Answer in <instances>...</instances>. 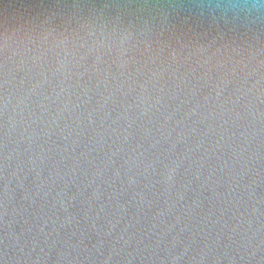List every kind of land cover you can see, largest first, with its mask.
<instances>
[{
	"label": "clouds",
	"instance_id": "obj_1",
	"mask_svg": "<svg viewBox=\"0 0 264 264\" xmlns=\"http://www.w3.org/2000/svg\"><path fill=\"white\" fill-rule=\"evenodd\" d=\"M0 29V53L4 54L0 61V225L3 227L0 264H140L136 251L131 247L132 238L126 233L140 223L142 208L137 210V214L128 215V204L118 203L117 218L113 220L106 217L103 224H98L100 213L104 211L103 204L95 217L85 213L81 218L70 211L76 194H70L69 185L63 184L58 189L52 187L63 176L71 174L73 178L76 177L80 157H74L72 167L62 175L55 166L48 167L51 146L37 145V141L42 138L47 141L52 137L53 129L59 127L64 113H70L71 101H60L61 96L67 94V88L62 83L59 91L53 89L52 94L43 95L38 103L33 101V96L43 82L17 92L15 77L8 69L7 55L11 48L10 41L14 38L18 37L19 44L29 50L28 45L34 40L47 42L51 37L64 53L58 60L61 67L71 54L68 48L70 44L86 49L81 59L88 53H95L94 63H98L105 53L115 51L118 58L123 57L140 44L148 49L153 41L164 37L178 40L181 35L192 34L209 38L207 44L197 47V53H205L211 44L220 42L215 51L205 56L199 65H208L216 57L213 67L222 71L214 75L212 68H207L202 77H197L203 80L200 87L193 85L183 97L174 93L172 99L177 103L171 112L161 113L162 122L156 129L159 135L156 136L151 128L144 127L141 139L151 136V142L147 148L137 142L131 150L133 155L123 158L120 164L123 167L131 160L136 165L142 164L145 174L151 170L158 175L156 184L162 186L160 195L164 197L165 204H169L173 188L176 201H185L186 194L192 191L191 179L178 181L191 152L203 149L201 166L203 160L215 157L219 162V170L223 171L231 168L233 161L249 151L252 141L264 133V127L258 126L264 121V109L261 108L264 104V87H260L264 82V74L258 79H250L264 68V59H257L264 56V0H0ZM171 55L175 58V51ZM252 60H256V66L245 71ZM126 63V60L120 61V66ZM194 71L189 69L190 73ZM184 80L182 76L180 82ZM139 87L137 95L119 105L108 127L102 132H94L99 140L94 139L90 143H102L108 129L116 133L112 124L122 119L127 123L117 136L122 135L123 142L135 141L133 124L149 117L154 108L159 111L158 106L163 102L162 96L149 99L147 84H140ZM123 95L127 96L128 93ZM113 96L111 91L107 96L100 95L96 101L99 107H92L87 112L89 125L94 124L93 116L97 111L108 109ZM84 103L88 104V101ZM53 105H56L54 111ZM79 106L72 107L75 109ZM111 111L109 109L106 115ZM177 114L179 118L170 124L169 121ZM189 121L191 123H187ZM81 122L77 117V127ZM147 123L151 124V119ZM200 125L204 127L201 129ZM64 128L69 129L63 136L64 140H68L76 128L69 124H65ZM189 135L196 139L195 148L185 143ZM206 139L208 147H205ZM71 144L75 152L77 141L72 140ZM181 145L183 148L178 152L177 148ZM35 147H38V151L34 150ZM84 147L87 153L81 152L80 156L87 158L92 149L87 145ZM122 150L117 145L106 153L104 167H97L93 176L101 175L109 164H114L113 158ZM62 151L67 152L68 149ZM150 151L155 152L154 158L145 159L146 153ZM226 152H230L231 156H226ZM214 171L216 169H211L210 173ZM187 173L188 169L184 168L183 174L187 176ZM119 174L117 168L115 175ZM138 175H129L127 183L137 184ZM196 175L199 178V173ZM91 183L90 180L87 186ZM46 185L49 186L47 190ZM77 191H80L78 186ZM137 195L140 205H143L144 194ZM36 197L49 203L52 208L59 205L64 215L62 219L59 216L52 219L46 214L39 215L34 233L33 226L28 225L27 221L25 226H21L17 218L22 212L29 213L30 208L37 203ZM88 200H101L98 187L92 190ZM176 201H171L172 207L176 206ZM25 204L28 207H24ZM202 206L203 200L199 195L184 205L185 208L193 209ZM246 214L258 217L260 209L253 207L250 213L238 209V215L233 217L237 226L244 222ZM126 216L124 226L117 231V226ZM163 216V211L159 209L152 214L154 221ZM82 220L86 222V228L72 232L74 242L67 239L57 244L54 240L47 249L40 247L36 236L43 234L47 238L51 234L47 231L50 223L52 231L59 236L61 230L69 225H80ZM179 222L180 216H176L175 223ZM174 226L172 224L170 228ZM157 227L153 223L149 232ZM186 228L187 225L181 228L164 247L161 264H209L207 244L196 249L191 241L181 240ZM90 233L94 239L89 237ZM29 236L32 238L29 239ZM159 243L157 241V247ZM126 248L129 251L125 254ZM255 254L254 251L247 259L250 260ZM145 259L151 261L152 257ZM239 259L245 258L242 256ZM222 260L223 257L218 256L216 264H222ZM228 264H238L237 258L229 257Z\"/></svg>",
	"mask_w": 264,
	"mask_h": 264
},
{
	"label": "water",
	"instance_id": "obj_2",
	"mask_svg": "<svg viewBox=\"0 0 264 264\" xmlns=\"http://www.w3.org/2000/svg\"><path fill=\"white\" fill-rule=\"evenodd\" d=\"M208 39L192 34L181 35L178 40L174 37H164L153 41L148 49L140 44L123 57L118 58L115 51L110 54L105 53L98 63H94L95 53H88L84 59H81L86 49L70 44L68 48L71 54L65 58L67 63L63 67L58 64V60L64 56V53L60 47L56 46L51 37L47 42L34 40L32 44L28 45L29 50H25L19 44L18 37L10 41L11 48L7 53L9 57L8 69L15 77L14 83L18 93L37 82H43L42 87L38 88L36 95L33 96V101L38 103L43 95L52 94L53 89L59 91L62 83L67 88V94L62 95L60 101L67 99L71 101L70 113H64L59 127L53 129L52 137L47 141L43 138L37 141V145L51 146L48 167L55 166L62 175L72 167L74 157H80L76 177L73 178L71 174L63 176L62 179H57L52 187L58 189L63 184L69 185L70 194H76V200L70 211L81 218L85 213L90 217H95L100 205L103 204L104 211L100 213L101 218L97 221L98 224H103L106 217L113 220L117 218L118 203L128 204V215H135L137 210L142 208L140 223L126 233L132 238L131 247L136 251L140 264H161L164 247L185 225L187 228L181 234V240L191 241L196 249L207 244L209 246V264H216L218 256L223 257L222 264H228L229 257H236L238 264H264V133L252 141L249 151H246L238 160L233 161L231 168L223 171L219 170V162L215 157L203 160V166H201L204 156L203 149L191 152L178 177V181H183L186 178L192 180V191L186 194L185 201H176L175 188H173L169 204H165L164 197L160 195L162 186L156 184L159 176L153 174L151 170L145 174L142 164L136 165L130 160L129 164L120 167L123 158L133 155L131 150L137 142L143 143L145 148L151 142V136L141 139L144 127L151 128L156 136L159 135L156 129L162 122L161 113L171 112L177 103L172 99L174 93L183 97L193 85L200 87L203 80H198L197 77H202L207 68L211 67L214 75L222 71L213 67L216 57H213L208 65L203 67L199 65V62L214 52L220 43L217 41L211 44L205 53H197V47L200 44H207ZM13 50H15V54H13ZM173 51L176 53L175 58L171 55ZM3 57L4 54L0 53V61L3 60ZM245 59L247 62V54H245ZM257 59H264V56L257 57ZM124 60L127 63L121 67L120 61ZM255 66L256 60H252L249 62V68L245 71ZM189 69H195V71L190 73ZM237 70L239 71V69ZM261 74H264V68L259 69L257 74L250 79H258ZM182 76L185 77L183 83L180 82ZM140 84H147V95L150 100L162 96L163 102L158 106L159 111L154 108L149 117L137 120L133 124L135 141L123 142L122 135L117 136V133H120L127 123L122 119L116 124H112V128L117 130L116 133L108 129L102 143H90L94 139L99 140V137L94 136V132H102L108 127L115 117L119 105L139 93ZM177 85H179L178 88ZM260 87H264V82ZM130 88L131 92H129ZM110 91L114 93V96L109 101L108 109L97 111L93 116L94 124L89 125L88 110L92 107L98 108L99 105L96 101L100 95L107 96ZM123 93H128V95L125 96ZM85 101H88V104H85ZM77 104L80 106L73 109L72 106ZM55 107L56 105L52 106L53 111ZM261 108L264 109V104L261 105ZM109 109L112 111L106 115ZM130 115H134V113H130ZM77 117L82 121L78 127L75 123ZM178 118L179 114L174 115L169 123L171 124ZM148 119H151V124L147 123ZM187 123H191V121ZM65 124L76 128V132L68 140L63 139V136L69 131L68 128H64ZM258 126L264 127V121ZM199 127L202 129L204 126L200 125ZM61 129L64 131L61 132ZM173 135L175 134L173 133ZM72 140L77 141L75 152H73ZM185 143L195 148L196 139L189 135ZM84 145L92 149L87 158L80 156L81 152L87 153V148ZM117 145L121 146L123 150L113 158L115 163L109 164L106 171L94 177L93 173L96 168H103L106 163L105 154L114 150ZM164 146L167 145L164 144ZM205 147H208L207 139ZM64 148H67L68 151L63 152ZM182 148V145L178 146L177 151H181ZM34 150L38 151V147H35ZM154 156L155 152L150 151L146 153L145 159H153ZM226 156L230 157L231 153L226 152ZM117 168H119V176L115 175ZM184 168L188 169L187 176L183 174ZM211 169H216V171L210 173ZM157 171H159V166H157ZM197 173H199V178H197ZM137 174H139L137 176L139 182L129 185L127 183L128 176ZM90 180L92 183L87 186ZM77 186L80 189L79 192ZM48 187L46 185L45 190ZM97 187L101 193V200L89 201L88 197ZM138 193H143L145 196L143 205L139 203ZM198 195L203 200L202 207L194 209L184 207ZM36 201V205L30 208L29 213L22 212L17 218L21 226H25V221L28 225L33 226L34 233L39 223L37 219L39 215L46 214L52 219L57 216L62 219L64 215L59 210V205L52 208L49 203L39 197H36ZM171 201H176L175 207L171 206ZM24 207H28V205L25 204ZM253 207L260 209V215L257 217L246 214L244 222L237 226L233 217L238 215V209L248 210L250 213ZM157 209L163 211L164 216L154 221L152 214ZM176 216H180L179 223H175ZM126 220L127 216L121 220L117 231L124 226ZM214 221L215 223H213ZM153 223H156L158 227L149 232ZM172 224L175 226L170 228ZM82 228H86V222L83 220L80 225L67 226L57 236L52 231L50 223L47 231L51 234L47 238L41 234L36 236V239L39 241L40 247L47 249L54 240L57 241V244L61 240L67 239H72L74 242L75 237H72V232H79ZM2 235L3 227L0 225V236ZM89 237L94 239V235L91 233ZM31 238L29 236V239ZM157 241H160L159 247L156 246ZM128 251L129 249L126 248L125 254ZM254 251L256 254L250 260L247 259ZM149 256L152 257L151 261L145 259ZM242 256L245 258L244 260L239 259Z\"/></svg>",
	"mask_w": 264,
	"mask_h": 264
}]
</instances>
